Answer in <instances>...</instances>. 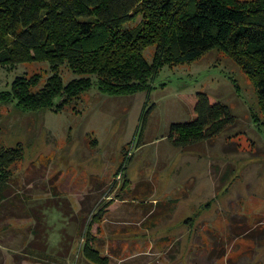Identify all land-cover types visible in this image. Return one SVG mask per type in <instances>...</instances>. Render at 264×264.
Listing matches in <instances>:
<instances>
[{
	"label": "rangeland",
	"instance_id": "1",
	"mask_svg": "<svg viewBox=\"0 0 264 264\" xmlns=\"http://www.w3.org/2000/svg\"><path fill=\"white\" fill-rule=\"evenodd\" d=\"M35 73L43 85L50 65L0 66V91ZM154 85L115 96L94 86L61 111L0 104V148L23 150L0 198V264H264V113L253 78L213 49L165 66ZM199 91L228 105L234 123L177 146L171 126L192 117ZM215 239L225 256L212 254Z\"/></svg>",
	"mask_w": 264,
	"mask_h": 264
},
{
	"label": "trees",
	"instance_id": "2",
	"mask_svg": "<svg viewBox=\"0 0 264 264\" xmlns=\"http://www.w3.org/2000/svg\"><path fill=\"white\" fill-rule=\"evenodd\" d=\"M258 2L0 0V66L47 62L51 70L43 85L40 73L17 76L0 91V104L23 112L61 111L75 107L94 86L111 96L150 92L165 66L192 63L219 49L251 75L264 113V0ZM151 46L152 62L145 55ZM64 66L74 75L68 82ZM192 108L188 121L171 126L177 146L211 139L234 123L229 106L207 92L196 93ZM22 157L20 146L0 148V198L11 166ZM215 240L212 254L225 256L227 245ZM85 250L92 254L88 243Z\"/></svg>",
	"mask_w": 264,
	"mask_h": 264
}]
</instances>
